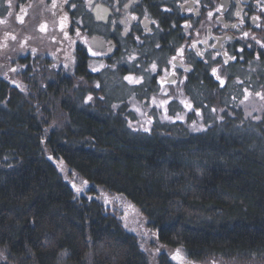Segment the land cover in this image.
I'll list each match as a JSON object with an SVG mask.
<instances>
[{"label":"trees","instance_id":"trees-1","mask_svg":"<svg viewBox=\"0 0 264 264\" xmlns=\"http://www.w3.org/2000/svg\"><path fill=\"white\" fill-rule=\"evenodd\" d=\"M58 70L15 84L0 73V264H173L177 250L196 264H264V114L233 104V79L189 92L203 131L146 132L129 126L113 73ZM116 198L155 231L157 261Z\"/></svg>","mask_w":264,"mask_h":264},{"label":"flooded vegetation","instance_id":"flooded-vegetation-1","mask_svg":"<svg viewBox=\"0 0 264 264\" xmlns=\"http://www.w3.org/2000/svg\"><path fill=\"white\" fill-rule=\"evenodd\" d=\"M6 1L0 0V8ZM34 1L18 0L16 19L32 13ZM45 3L58 19L60 27L54 32L57 39L51 41L46 34L34 41L29 34L25 48L17 47L18 43L8 48L2 35L11 33L13 37L16 31L4 30L1 34L0 63L12 65L4 74L14 84L24 73L49 65L58 66L60 73L65 65L84 63L89 75L98 76L91 69L92 63H104L108 70L114 68L123 76L142 78L134 85L136 97L145 93L155 97L188 95L206 87L209 78L219 83L212 75L213 68L227 81L242 80L237 74L249 73L250 79L242 81H251L264 94V0H56L55 8L53 0ZM65 14L68 20L62 31ZM77 29L80 37L76 36ZM43 32L50 34L47 30L34 35ZM245 32L249 34L246 38ZM89 48L98 55H91ZM198 51L203 55H197ZM224 53L236 59L224 64ZM23 66L26 69L20 71Z\"/></svg>","mask_w":264,"mask_h":264},{"label":"rangeland","instance_id":"rangeland-1","mask_svg":"<svg viewBox=\"0 0 264 264\" xmlns=\"http://www.w3.org/2000/svg\"><path fill=\"white\" fill-rule=\"evenodd\" d=\"M8 4L9 0L6 1V3H2L0 8V21H5L4 23H0V40L2 41V32H4V30L10 31V29L12 31H16L13 37H17V40L16 42L13 40L11 33L2 35L4 38H7L4 40V46H7L8 48L14 47V43H18L20 45L17 47L25 48L26 44L30 42L29 34H31L34 41H37L38 37L41 38L46 34L52 38L51 41L58 38V36H54L56 35L54 32L60 27L58 19L50 11L51 6H49V3H45V0L34 1L33 9L31 10L32 13L23 19V23H20V20L15 17V7L18 4V0H11V7H8ZM43 25H47L46 31L49 30L50 34L43 32L41 34L34 35L37 31H41L40 29ZM11 66L12 65L9 64L6 65V63H0V73L10 71ZM93 68L98 69L95 72L100 75L106 74V72L114 73L108 84L114 95H117L118 97L120 96L121 99H125V102L127 101L126 112L131 115L129 118V126L131 125L130 127L133 128V130L144 131V128L151 130V128L157 123H181L186 125L194 133L201 132L205 129L203 111L195 108V103L190 99V97H188V95L174 93L168 95L161 94L155 97L154 95L145 93L140 94L138 98L134 94V91L137 90L136 87L134 88L135 84L129 83L128 80L125 79L127 76H123L120 72L116 73L114 68L108 70L104 63H92L91 69L93 70ZM25 69L26 66H23L20 68V71H24ZM237 75L242 78V80L250 79V74L247 72ZM133 77L135 79H139L137 76ZM242 80L234 78L228 83L232 87L230 90L233 91V104L238 108H243L247 115H250L254 120L258 121L262 117L261 114H264V99H261L260 96L256 95V93L261 92H258L259 89H257L251 81ZM227 82L228 81L225 80V83ZM235 88L236 91L234 90ZM245 89H247V92ZM115 91H117L118 94H116ZM249 93H251V95H249ZM245 97L247 98L245 99ZM181 101L190 103L193 110H189ZM136 109H139V111ZM197 111L200 115L196 114ZM193 124H195L196 128L200 130H194L192 127ZM73 184L77 185L76 190L79 189L78 192L84 193L85 189L81 190V186L79 184L74 182ZM116 199L122 205L121 207L123 213L121 216L125 227L134 232L140 238L145 251H147L148 255H150L154 261H157V258L163 252L164 248L158 244L155 231L148 225L139 209L131 203L125 202L121 198ZM177 251H179L182 259L174 258L176 257ZM177 251L170 253V261L173 264H196L190 261L181 250Z\"/></svg>","mask_w":264,"mask_h":264},{"label":"snow or ice","instance_id":"snow-or-ice-1","mask_svg":"<svg viewBox=\"0 0 264 264\" xmlns=\"http://www.w3.org/2000/svg\"><path fill=\"white\" fill-rule=\"evenodd\" d=\"M64 2H65V3H68V0H64ZM11 6H12V5H11V0H9L8 7H11ZM52 7H53V8L57 7L56 0H53ZM70 7H75V5H70ZM10 15H11V13H10ZM211 15H212V13H209V17H211ZM237 15H239V13H238ZM98 18H99V17H98ZM133 19H135V17H133ZM253 19H254V20H258L259 17H253ZM67 20H68V16H67V14H65V15L63 16L62 20H61V30H62V31L64 30V27L66 26L65 22H66ZM4 22H5V21H0V23H4ZM20 23H23V17H20ZM257 26H259V25H257ZM185 27H188V25H185ZM233 27H237V26H236V25H233ZM46 29H47V25H43V26L41 27L40 30H41V31H46ZM243 35H244V37L246 38V37H248L249 34H248L247 32H245ZM64 36H65L66 39H68V33H67L66 31H64ZM76 36H77V37H80V36H81V33L79 32L78 29L76 30ZM13 39H15V37H13ZM137 39H139V38L137 37ZM253 39H254V37H253ZM205 43H206V41H205ZM257 43H260V42L257 41ZM193 47H195V45H193ZM248 47H251V45H248ZM261 47L264 48V44H261ZM240 51L243 52V49H240ZM32 52L35 53V49H32ZM88 52H89L91 55H93V56L98 55V53L92 51L91 48L88 49ZM180 53H181V55H183V49L180 50ZM197 55H203V54H202L201 52L198 51V52H197ZM217 55H219V53H217ZM224 56H225V58H224V60H223V63H224V64H227L228 61H229V59H232V60H235V59H236L235 56L228 57L227 53H224ZM212 58L215 59V56H213ZM241 58H242V57H241ZM257 58H259V56H258ZM173 59H175V57H174ZM65 67H67V65H65ZM97 70H98V69L93 68V71H97ZM152 70H153V71L156 70V65H153V66H152ZM12 71H16V69H12ZM212 75L215 76V78L217 79V81H219L220 86L223 87L224 84H225V80L222 79L221 76L218 74V69L213 68V69H212ZM125 79L128 80L129 83H133V84H139V83H141V81H142V78H141V79H135L133 76H127V77H125ZM161 82L163 83V81H161ZM17 86L19 87V85H17ZM97 87H99V85H97ZM22 90H23V89H22ZM245 91L247 92V89H245ZM165 94H166V93H165ZM249 95H251V93H249ZM256 95L260 96L261 99H264V94L256 93ZM246 98H247V97H245V99H246ZM88 99L91 100L92 97L89 96ZM181 102L184 103V104H185V107H187L189 110H193V109H192V105H191L190 103H187V102H185V101H181ZM136 110L139 111V109H136ZM212 111L215 112L216 109H212ZM196 114H197V115H200V113H199L198 111L196 112ZM149 122H150V121H149ZM130 126H131V125H130ZM192 127H193L194 130H200V129L196 128V125H195V124H193ZM144 131L147 132V131H150V130H149L148 128H144ZM77 191H79V189H77ZM174 258H180V259H182V258L180 257V253H179V251H177L176 257H174Z\"/></svg>","mask_w":264,"mask_h":264}]
</instances>
